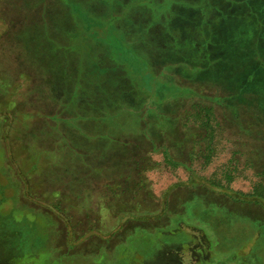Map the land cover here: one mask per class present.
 Wrapping results in <instances>:
<instances>
[{
    "label": "rangeland",
    "instance_id": "rangeland-1",
    "mask_svg": "<svg viewBox=\"0 0 264 264\" xmlns=\"http://www.w3.org/2000/svg\"><path fill=\"white\" fill-rule=\"evenodd\" d=\"M260 181L264 0H0V264H264Z\"/></svg>",
    "mask_w": 264,
    "mask_h": 264
},
{
    "label": "trees",
    "instance_id": "trees-1",
    "mask_svg": "<svg viewBox=\"0 0 264 264\" xmlns=\"http://www.w3.org/2000/svg\"><path fill=\"white\" fill-rule=\"evenodd\" d=\"M257 68L259 69V66ZM253 193V199L264 205V182H258L253 188Z\"/></svg>",
    "mask_w": 264,
    "mask_h": 264
}]
</instances>
